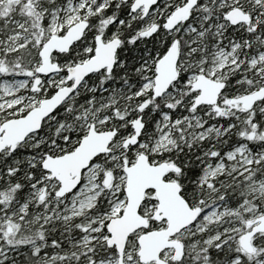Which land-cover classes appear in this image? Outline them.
I'll use <instances>...</instances> for the list:
<instances>
[{
	"label": "snow or ice",
	"instance_id": "obj_1",
	"mask_svg": "<svg viewBox=\"0 0 264 264\" xmlns=\"http://www.w3.org/2000/svg\"><path fill=\"white\" fill-rule=\"evenodd\" d=\"M0 264H264V0H0Z\"/></svg>",
	"mask_w": 264,
	"mask_h": 264
}]
</instances>
